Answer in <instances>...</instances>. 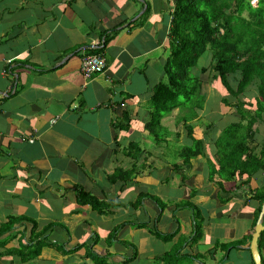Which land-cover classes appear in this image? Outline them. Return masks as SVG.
<instances>
[{
	"label": "crops",
	"instance_id": "obj_1",
	"mask_svg": "<svg viewBox=\"0 0 264 264\" xmlns=\"http://www.w3.org/2000/svg\"><path fill=\"white\" fill-rule=\"evenodd\" d=\"M173 2L0 0V264H254L249 189L264 187V172L212 176L225 158L218 138L240 116L220 135L193 128L202 154L189 164L180 117L162 119V143L144 127ZM93 57L102 69L84 74ZM78 189L108 211L80 205Z\"/></svg>",
	"mask_w": 264,
	"mask_h": 264
},
{
	"label": "trees",
	"instance_id": "obj_2",
	"mask_svg": "<svg viewBox=\"0 0 264 264\" xmlns=\"http://www.w3.org/2000/svg\"><path fill=\"white\" fill-rule=\"evenodd\" d=\"M171 9L166 15L171 19L168 32L170 57L163 66L164 79L154 87L148 100L152 110L150 121L144 127L156 143H162L167 134L162 119L172 109L185 107L188 113L183 124L192 143L183 147L179 156L184 164H189L190 159L202 154V141L194 138L190 121L196 117V110L202 109L210 99V91L213 92L215 87L212 85L211 90L206 91L205 85L214 84L218 79L229 93L226 97L217 95L218 98L221 97V103L227 107L235 108L241 120L227 127L218 138L219 142L223 135H228L233 141L231 145L223 146L225 158L212 176L225 173L227 178L234 179L238 174L250 180L258 172H264V141L256 145L253 141L256 134L253 126L264 113V0H258L257 7H252L249 0H174ZM207 51H211L212 64L201 67L199 76L192 75L191 70ZM204 73H208V81L201 78ZM253 88L256 95L252 102H246L243 95ZM207 93L208 99H205ZM246 104L251 107L245 109ZM76 196L80 205H91L100 214L106 213L110 206L80 189ZM248 200L258 204L253 228L264 201V187L255 189ZM190 206L196 212L194 218H199L194 222V229L198 230L203 218L193 205ZM239 244L229 243L227 249H234ZM257 245L258 251L264 249V231L260 233ZM261 263L264 264L263 259Z\"/></svg>",
	"mask_w": 264,
	"mask_h": 264
},
{
	"label": "rangeland",
	"instance_id": "obj_3",
	"mask_svg": "<svg viewBox=\"0 0 264 264\" xmlns=\"http://www.w3.org/2000/svg\"><path fill=\"white\" fill-rule=\"evenodd\" d=\"M254 6L256 5L255 4V1H250ZM246 15V14H245ZM212 61H211V51H207L205 52L201 57L200 59L198 60V63H197V66L194 68V69H198L200 67H203V66H207L208 64H210ZM198 70L194 71L192 73V75L196 76L198 74ZM199 76V75H198ZM201 78L203 79H207V77L205 76H201ZM205 90L206 91H209L211 90V86H207L205 85ZM215 91V92H214ZM228 94L226 92V90L224 89V87L222 86H219V85H215L214 89H213V92L210 91V99L208 101H206V106L209 108L205 111V113H202L200 114V117L199 118V124L196 126V122L195 121H190V123L192 124L194 130H195V135H197L199 138H201L202 136L206 135V133H209L210 132V128L211 126L214 124V127H215V130L218 129L219 130V134L223 132V130L227 127L228 124H230L231 122L234 121L233 118L237 117L238 114L236 112V109L233 108L234 112H233V115H230V112L232 111L231 108H228L224 103H221L220 99L218 98L217 95L219 96H224ZM255 94V92L251 95H249V97H253V95ZM246 97V96H245ZM229 98V97H228ZM205 99H208V93H207V96H205ZM219 99V100H218ZM247 97H246V100L247 101ZM251 101H253V99H250ZM196 101V100H195ZM197 102V101H196ZM231 102V101H229ZM215 103V105H219V103H221V105H219V108H215L214 110H211L210 107L213 106ZM149 106V105H148ZM150 107V106H149ZM246 108L248 109V106H246ZM152 110V108H150ZM180 109V108H179ZM217 111V112H216ZM183 114L182 111H180V115L178 114H170V116H172L173 118L175 119H178V117H180V119L182 120V122H184V119H183ZM236 114V116H235ZM213 123V124H212ZM199 129H198V128ZM253 128L256 130V133L259 135V136H264V117H263V120L262 121H257V123L253 126ZM179 130H181L180 128H178ZM214 130V131H215ZM257 135V136H258ZM172 140H173V134H172ZM232 138L229 137L228 135H223L221 137V140L219 141V144L220 145H231L232 144ZM258 142V141H257ZM145 143V142H144ZM148 144V143H147ZM174 141H172V143H170V147L171 146H174ZM217 144H218V141H217ZM141 147H143V143L140 145ZM175 156V154L173 155V157ZM220 180L224 181V180H228L227 179V176L226 174H222L220 177H218ZM213 179V177L211 178ZM250 190V193H252L253 189H249ZM195 226V224L193 223V227ZM252 236V234H251ZM240 245V244H239ZM238 246H236L237 248ZM227 248V246L225 247Z\"/></svg>",
	"mask_w": 264,
	"mask_h": 264
},
{
	"label": "water",
	"instance_id": "obj_4",
	"mask_svg": "<svg viewBox=\"0 0 264 264\" xmlns=\"http://www.w3.org/2000/svg\"><path fill=\"white\" fill-rule=\"evenodd\" d=\"M263 214H264V201H263V205L259 213L258 219L256 221L254 231L251 236V241L248 247L254 264H261V257L258 251L257 240H258L260 233L264 231V225L262 224Z\"/></svg>",
	"mask_w": 264,
	"mask_h": 264
},
{
	"label": "clouds",
	"instance_id": "obj_5",
	"mask_svg": "<svg viewBox=\"0 0 264 264\" xmlns=\"http://www.w3.org/2000/svg\"><path fill=\"white\" fill-rule=\"evenodd\" d=\"M250 1H255V4H256V5L254 6ZM249 2H250V4H251L252 7H257L258 0H249ZM173 4H174V2L172 3L171 8L173 7ZM170 10L172 11V9H170ZM170 21H171V19H170V17H169V29H170ZM169 29H168V32H169ZM167 38H168V33H167ZM167 41H168V39H167ZM168 43H169V41H168ZM100 55H101V54H100ZM169 57H170V49H169V56H168L167 60L169 59ZM96 58H97V57H96ZM101 58H102V57H101ZM101 58H99V59L102 60ZM167 60H166V61H167ZM166 61H165V63H166ZM102 62H103V60H102ZM104 62H105V61H104ZM165 63H164V65H165ZM211 64H212V62L210 63V65H211ZM208 65H209V64H208ZM208 65H207V66H203V67L206 68V67H208ZM102 67H103V66H102ZM162 67H163V66H162ZM200 68H201V67H200ZM200 68H199V70H198V69H192L191 71H192V73H193L195 70H196V71L198 70V75H199V74H200ZM101 69H102V68H101ZM101 69H100V70H101ZM81 71H82V70H81ZM84 74H85V73H84ZM201 76H205V77H207V79H204V80L208 81V79H209V78H208V73H204V74L201 75ZM209 76H210V74H209ZM216 84L219 85V86H222L218 79L215 80V83H214V84H213V82H211L210 86H212V85H216ZM207 86H209V85H207ZM222 87H223V86H222ZM253 90H255V89H254V88H253V89H250V90H248L247 92L244 93V95H243V96H244V97H243L244 100H246V97H247V99H248L246 102H252L250 99H253V97L250 98L248 94H249V92H251V91H253ZM228 95H229V93L226 94V95H224V96H221V97H226V96H228ZM245 96H246V97H245ZM246 106H247V104L244 106L245 109H247ZM248 106L251 107L250 105H248ZM249 107H248V109H249ZM176 108H180V110H181L183 113L186 112V110H187L185 107H176ZM176 108L172 109V111L175 110ZM172 111H171V112H172ZM171 112H170L169 114H171ZM187 113H188V112H187ZM187 113H186V114H187ZM169 114H167V115H169ZM194 128H195V127H194ZM257 135H258V134L256 133V134H255V137H256ZM255 224H256V223H255ZM254 227H255V226H254ZM253 231H254V230H253ZM259 254H260V253H259ZM260 257H261V256H260ZM261 264H262V263H261Z\"/></svg>",
	"mask_w": 264,
	"mask_h": 264
},
{
	"label": "built area",
	"instance_id": "obj_6",
	"mask_svg": "<svg viewBox=\"0 0 264 264\" xmlns=\"http://www.w3.org/2000/svg\"><path fill=\"white\" fill-rule=\"evenodd\" d=\"M103 66L102 60L99 58L93 57V59L85 61V67L82 69L84 73H88L89 70L100 71Z\"/></svg>",
	"mask_w": 264,
	"mask_h": 264
}]
</instances>
